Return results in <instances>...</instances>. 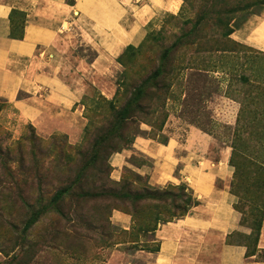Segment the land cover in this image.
Masks as SVG:
<instances>
[{
	"label": "rangeland",
	"instance_id": "1",
	"mask_svg": "<svg viewBox=\"0 0 264 264\" xmlns=\"http://www.w3.org/2000/svg\"><path fill=\"white\" fill-rule=\"evenodd\" d=\"M63 1L73 11L55 14V45L38 57L74 93L48 94L47 101L74 102L66 112L56 109L32 120L0 98V264L153 263L156 252L146 250H155L158 240L144 231L157 230L169 211L175 213L169 198L177 192L170 187L187 183L177 164L179 183L151 186L137 173L153 164L134 147L138 138L177 148L179 159L197 162L200 156L201 171L227 154L229 193L235 205L233 192L238 194L246 211L264 183V53L225 33L256 14L258 0H178L174 12L154 0H85V15L80 0ZM25 20L24 13L12 12V36ZM163 64L164 75L144 91L150 111L126 128L128 141L116 153L126 154L125 164L114 180V154L109 157V147L100 145V132ZM35 95L40 105L47 97ZM147 187L157 190L155 197ZM118 191L141 198L104 195ZM41 209L27 228L32 212ZM114 212L129 216L128 229L113 221ZM231 241L252 243L241 235ZM250 257L264 262V250Z\"/></svg>",
	"mask_w": 264,
	"mask_h": 264
},
{
	"label": "crops",
	"instance_id": "2",
	"mask_svg": "<svg viewBox=\"0 0 264 264\" xmlns=\"http://www.w3.org/2000/svg\"><path fill=\"white\" fill-rule=\"evenodd\" d=\"M154 1L173 12L178 7V0ZM83 3L85 0L79 1L78 9L85 15ZM72 9L63 0H0V98L32 120H37L41 113L51 115L56 109L66 112L69 102H74L71 97L65 101L61 98L47 101L48 94L74 93L54 69L46 70L38 57L39 52L55 45L54 20H60L55 19V14L60 11L70 14ZM13 11L26 15L21 39L10 36ZM231 35L235 42L264 53V10L247 18ZM18 94H24L22 99L17 98ZM35 94H47L41 105ZM134 147L153 161L150 168H137L138 174L148 177L151 186L179 183L173 175L178 164L182 168V181L199 202L187 216L162 224L155 231L159 249L152 254L151 264H264L247 258L244 246L227 243L231 234H249V229L241 223V214L234 209L235 198L229 193L232 171L227 154L211 161L210 170L201 171L200 156L196 155L197 162L191 157L179 159L175 147L142 138L135 140ZM125 157V153L110 157L114 180L121 176ZM112 219L123 229L130 226V218L125 214L114 212ZM257 250H264V216Z\"/></svg>",
	"mask_w": 264,
	"mask_h": 264
},
{
	"label": "trees",
	"instance_id": "3",
	"mask_svg": "<svg viewBox=\"0 0 264 264\" xmlns=\"http://www.w3.org/2000/svg\"><path fill=\"white\" fill-rule=\"evenodd\" d=\"M257 2L260 5V7H259V11L254 15L259 14L263 10L262 6H264V0H258ZM245 21L246 19H242L237 25L233 26L230 30H228L225 33V36L228 37L230 34H232V32L235 29H238ZM22 31H23V28L21 29V32L17 36H12L10 32V36L16 39H21L22 34H23ZM175 43L181 44V38H179ZM175 46L176 45L171 47L167 52H165V54H170V52L172 51V49H174ZM165 54H163V59L165 57ZM163 69H164V64L161 65L160 68H158L157 70L153 72V74L147 79V82L145 83V85H143V87H140L136 93L130 95L126 103L119 110L115 112L113 123L108 125L106 128L102 129V131L100 132V135H99V137H101L100 145L109 147L110 149L109 157L112 154L118 153L117 150H119V147L127 143L128 139L125 136V133H126L125 131L128 130V129L126 130L128 124L130 125L133 124L136 120H138V118L141 115L145 116L147 115L148 111H150V105L144 103V95H145L144 91L146 90V88L147 89L150 88L151 85H155L157 81L161 79L162 75H164L165 73ZM140 118L143 119L142 116ZM115 140H116V143H115L116 145L113 146L112 143ZM235 157H236V154L233 153L231 160H230V163L233 166H235L234 164ZM248 161L251 164L255 165V163L251 162L252 160L250 161L249 159ZM259 168L264 171V166H259ZM114 184L119 185L120 182L114 183ZM170 188L176 189V192H177L175 194H171L169 198L170 205L172 206L173 210H175V213L170 214L171 211H169V214H168L169 218L162 220L163 224L171 222L174 219L183 218L187 216L190 213L191 209L197 206L199 203L196 197L193 195L192 190H190L186 184H180L178 186H175V187L172 186ZM263 188H264V183L262 187L260 186L257 189L258 194L255 191L256 193L255 198H251V200L250 199L248 200L246 211H244V204L241 203V198L238 196V194H236V192L235 194L233 192V195L239 199L236 205L234 204V209L235 211L241 214V223L243 224V226H245L246 228L250 230V234L247 236L239 234V233L231 234L227 237V243L236 244L234 243V241H231V239H233L235 235H241V236L246 237V239L248 238L251 239L252 240L251 245H247L244 243L243 244L237 243L246 248V257L254 255V252H256L257 250L256 248H257L261 228L263 225V216H264V192L259 194V189L262 190ZM155 192L157 193V190H154L151 188H148L146 190L147 195H151V198L155 197V196H152L153 194H155ZM63 195H64V191L56 194L54 198L55 199L54 202L55 201L57 202L58 200H60ZM104 195L110 196L113 199L118 200V201H120L121 199L128 198L132 202L134 200H138L141 198V195L124 194L121 191H118L116 193L110 192ZM143 197L147 199L149 198V196L147 197L143 196ZM156 198H160V197H156ZM43 212H44V209H41L37 212H32V214L30 215L29 219L26 222L27 228H30L31 226H33L37 222L39 216L43 214ZM156 221L158 223L157 219ZM155 231H156V225L153 226L151 230L147 229L144 232H151L153 234ZM158 249L159 248L157 247L155 250H146V251L153 253V252H158Z\"/></svg>",
	"mask_w": 264,
	"mask_h": 264
}]
</instances>
